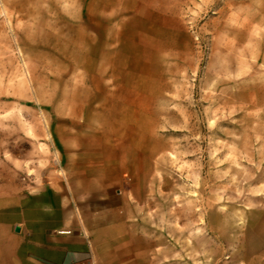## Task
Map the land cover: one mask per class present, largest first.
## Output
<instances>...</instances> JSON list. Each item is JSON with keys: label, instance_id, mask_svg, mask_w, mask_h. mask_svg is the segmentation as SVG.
<instances>
[{"label": "rangeland", "instance_id": "rangeland-1", "mask_svg": "<svg viewBox=\"0 0 264 264\" xmlns=\"http://www.w3.org/2000/svg\"><path fill=\"white\" fill-rule=\"evenodd\" d=\"M117 175L160 264H264V0H0V205Z\"/></svg>", "mask_w": 264, "mask_h": 264}, {"label": "crops", "instance_id": "crops-1", "mask_svg": "<svg viewBox=\"0 0 264 264\" xmlns=\"http://www.w3.org/2000/svg\"><path fill=\"white\" fill-rule=\"evenodd\" d=\"M115 178L114 192L110 180L99 186L96 203L63 202L43 187L0 205V264H160L141 198Z\"/></svg>", "mask_w": 264, "mask_h": 264}]
</instances>
